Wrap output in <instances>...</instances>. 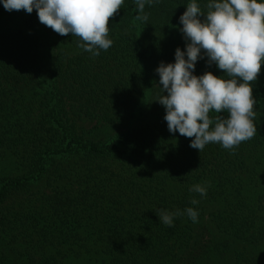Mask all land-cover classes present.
Wrapping results in <instances>:
<instances>
[{"label":"trees","instance_id":"trees-1","mask_svg":"<svg viewBox=\"0 0 264 264\" xmlns=\"http://www.w3.org/2000/svg\"><path fill=\"white\" fill-rule=\"evenodd\" d=\"M192 2H146L145 23L123 0L112 46L93 57L35 9L0 0V264H264L253 255L264 249V175L251 195L247 181L264 153V62L251 82L257 133L234 151L191 148L156 101L155 69L185 50L179 18ZM195 2L206 14L211 0ZM207 59L194 75L230 79ZM228 115L210 110V128ZM189 207L198 222L185 214L169 227L156 214Z\"/></svg>","mask_w":264,"mask_h":264},{"label":"clouds","instance_id":"clouds-1","mask_svg":"<svg viewBox=\"0 0 264 264\" xmlns=\"http://www.w3.org/2000/svg\"><path fill=\"white\" fill-rule=\"evenodd\" d=\"M5 10L35 9L39 22L61 36L78 37L77 46L93 57L113 44L108 38L109 20L118 14L123 0H2ZM135 0L138 15L135 20L147 23L145 3ZM203 13L193 0L180 16L179 29L186 41L185 50L175 51V62H161L155 71L159 75L162 95L156 101L166 109L164 116L170 133L191 139L190 147L203 151L206 145L218 143L234 151L242 142L257 133L251 82L256 81L264 62V2L258 0H211ZM203 16L202 21L200 17ZM203 50V51H202ZM187 57V59L185 58ZM207 57L230 79L212 72L194 75L196 63ZM166 92L167 95L163 93ZM227 112V118L217 116L214 128L209 112ZM190 192L206 196L207 188L195 184ZM191 203H199L195 198ZM159 222L169 227L180 215L198 222V212L189 207L183 212L156 210Z\"/></svg>","mask_w":264,"mask_h":264},{"label":"rangeland","instance_id":"rangeland-1","mask_svg":"<svg viewBox=\"0 0 264 264\" xmlns=\"http://www.w3.org/2000/svg\"><path fill=\"white\" fill-rule=\"evenodd\" d=\"M83 125L87 128V129H91L92 127L95 126V123L93 122H85L83 123ZM261 159H256V158H251L250 159V166H251V170L253 173H249L248 174V177H247V181L250 183V188L252 192H250V195L251 193H254L256 190V188H260V185L263 184V180L260 178L261 176L264 175V153L261 154V156L259 157ZM4 163H1L0 164V167L3 168V165ZM259 167V172H257V177L256 179H253L251 176H254L255 172L253 170H255L256 168ZM253 249H248V252H252ZM264 254V249H260L259 252L257 251V253H254L253 255H256V256H259V255H262Z\"/></svg>","mask_w":264,"mask_h":264}]
</instances>
